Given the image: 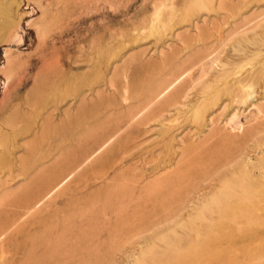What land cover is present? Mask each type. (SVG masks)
Here are the masks:
<instances>
[{
    "label": "rangeland",
    "instance_id": "374dc122",
    "mask_svg": "<svg viewBox=\"0 0 264 264\" xmlns=\"http://www.w3.org/2000/svg\"><path fill=\"white\" fill-rule=\"evenodd\" d=\"M0 264H264V0H0Z\"/></svg>",
    "mask_w": 264,
    "mask_h": 264
}]
</instances>
